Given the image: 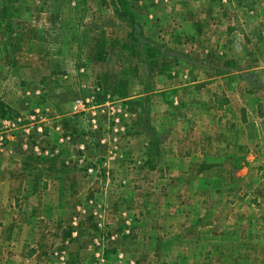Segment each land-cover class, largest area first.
Listing matches in <instances>:
<instances>
[{
	"label": "rangeland",
	"instance_id": "rangeland-1",
	"mask_svg": "<svg viewBox=\"0 0 264 264\" xmlns=\"http://www.w3.org/2000/svg\"><path fill=\"white\" fill-rule=\"evenodd\" d=\"M139 1L155 2L0 0V264L259 258L233 229L264 217L263 161H251L264 138L186 170L167 137L192 128L181 118L202 99L180 87L216 73L249 88L264 117V0ZM199 1L215 9L188 7Z\"/></svg>",
	"mask_w": 264,
	"mask_h": 264
},
{
	"label": "crops",
	"instance_id": "crops-1",
	"mask_svg": "<svg viewBox=\"0 0 264 264\" xmlns=\"http://www.w3.org/2000/svg\"><path fill=\"white\" fill-rule=\"evenodd\" d=\"M154 1V3L149 2L147 5L139 1V5H141L140 8H144L147 11L156 9L168 10L167 8L171 7L172 4L169 0ZM213 3L214 2L204 4L200 1L199 3L192 2L188 7L195 8L196 10H213L215 9ZM220 7L223 11L232 8L225 4L219 6L217 9L220 10ZM196 21L199 22V20ZM237 71L242 72L241 69ZM229 76H231L230 72L216 73L211 75V77L208 76V80L211 82L204 85H199V81H189L180 87L181 90H183L189 89L191 85H194V88L197 90L196 92L199 93L198 98L201 99L202 97L200 103H198L194 109L195 113L191 115L188 114L186 117L181 118V121L192 126V128L190 130L184 129V126L175 128L167 137L169 141L167 148H169L171 153L186 154V158L184 159L187 163L185 164L186 170H198L199 166L192 167L191 161L193 159L202 160L203 156L209 151V154L212 153L216 156L222 153L252 154L257 152V155H255L251 161H263L261 165V168H263L260 169L259 174L264 170V158L258 157V150L252 152L255 149L252 148L251 145L252 141L264 138V117L259 119L257 116L258 101L253 94L249 92V88L246 89V86L241 87L239 84H230L228 80ZM240 89H244L241 94H239ZM10 90V87L6 89L7 92ZM8 103L12 105L10 102ZM240 110L246 112V115H244V113L241 114ZM248 177H246L243 182V188L247 190L250 185L252 186L251 188L255 187L251 184L250 180H247L249 179ZM263 179L264 178H262V180ZM256 185H261L262 187L264 185V180L257 182ZM217 196L218 195H216V197ZM250 197L251 196H249V198ZM242 198L246 199V202L248 201L249 204H253L250 202L251 198L248 199V195L245 193L242 194ZM254 200L259 201L255 196L252 198V201ZM261 201L260 206L264 207V198H262ZM229 202L236 204L238 200L232 196ZM262 213L264 214V209ZM257 217L264 219V217L255 216V214L252 213L247 217L240 215V222L245 220V224L233 229L234 234L243 233L244 236V238L241 239L239 251L254 246L255 250L257 249L255 252L259 253V258L251 255L249 260L250 264H264V231L258 228V226L263 227L264 223H255ZM214 222L213 220L210 224H212V227L217 228L218 226H214ZM255 227L257 230H255ZM241 228L242 230H240ZM229 230L230 229H228V231ZM252 232L255 234H252ZM212 234L213 239H215L214 236L216 237V234H220V231H213Z\"/></svg>",
	"mask_w": 264,
	"mask_h": 264
},
{
	"label": "trees",
	"instance_id": "trees-1",
	"mask_svg": "<svg viewBox=\"0 0 264 264\" xmlns=\"http://www.w3.org/2000/svg\"><path fill=\"white\" fill-rule=\"evenodd\" d=\"M125 15V14H124ZM2 105H4V103L0 100V106H2ZM3 108L5 107V105L4 106H2ZM1 116L3 115L2 113L0 114Z\"/></svg>",
	"mask_w": 264,
	"mask_h": 264
}]
</instances>
